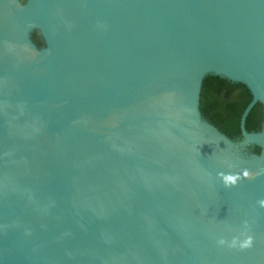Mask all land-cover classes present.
<instances>
[{"label":"water","instance_id":"obj_1","mask_svg":"<svg viewBox=\"0 0 264 264\" xmlns=\"http://www.w3.org/2000/svg\"><path fill=\"white\" fill-rule=\"evenodd\" d=\"M261 200L264 0H0V264H264Z\"/></svg>","mask_w":264,"mask_h":264},{"label":"clouds","instance_id":"obj_2","mask_svg":"<svg viewBox=\"0 0 264 264\" xmlns=\"http://www.w3.org/2000/svg\"><path fill=\"white\" fill-rule=\"evenodd\" d=\"M221 175H224L221 173ZM243 176L244 177H248L249 173L247 170H245L243 172ZM240 179L239 175H226L224 176V181H225V185L226 186H230V185H235L237 183V181ZM259 203L261 204V206H264V200L259 201ZM225 241L221 240L220 243L223 244ZM237 244V240H233V246H235ZM253 245V237L252 236H248L247 239H245L242 243H240V247L242 249H247L252 247Z\"/></svg>","mask_w":264,"mask_h":264}]
</instances>
